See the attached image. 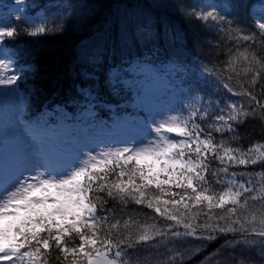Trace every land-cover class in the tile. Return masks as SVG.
Listing matches in <instances>:
<instances>
[{"label": "snow or ice", "instance_id": "6c2138e0", "mask_svg": "<svg viewBox=\"0 0 264 264\" xmlns=\"http://www.w3.org/2000/svg\"><path fill=\"white\" fill-rule=\"evenodd\" d=\"M169 6L219 39L208 42L214 58H199L182 80L179 98L146 111L144 131L90 139L53 165L43 114L26 119L21 104L0 119L16 149L0 173V264H187L221 237L201 264H253L252 254L264 264V140L245 147L241 132L258 121L264 135V0ZM72 7L38 3L42 15H21V7L0 18V94L18 95L35 74L34 63H21L19 37L64 32ZM98 61L93 56L78 74L86 83L74 85L90 117L104 105Z\"/></svg>", "mask_w": 264, "mask_h": 264}, {"label": "trees", "instance_id": "16d2710c", "mask_svg": "<svg viewBox=\"0 0 264 264\" xmlns=\"http://www.w3.org/2000/svg\"><path fill=\"white\" fill-rule=\"evenodd\" d=\"M209 2L218 3L219 0ZM256 2L243 0L245 5ZM15 3L17 0H0V18L17 15V9L21 7L24 8L21 15H42L43 9L36 8L38 3L73 6L64 32L39 38L20 36L17 42L21 63H34L36 69L34 75L18 85L20 95L27 97L23 106L28 119H39L43 114L50 122L61 108L69 114L80 111L82 105L78 102L74 85L86 83L78 74L92 68L93 56L99 58L98 90L104 105L95 110L92 118L103 120L116 110L143 119V111L135 109L132 103L139 94L130 71L133 63L145 64L164 77L166 86L163 89L166 94L172 93L164 100L171 103L180 96L182 80L196 72L198 59L216 51L208 42L215 43L219 39L202 31L199 22L185 21L169 6L172 0H24L23 5L10 10ZM173 33L177 36L175 41L171 39ZM219 59H225L224 55L221 54ZM106 77L114 78L111 84L107 83ZM1 101L0 98V111L4 108ZM241 132L247 137L242 141L245 147L264 140L258 121H249ZM235 170L245 169L240 166ZM247 170L259 171L260 168L248 166ZM144 213L152 215L147 209ZM223 239L211 242L205 251L193 256L187 264H201L208 253L223 243ZM196 243L193 241V246ZM252 261L261 264L255 254H252Z\"/></svg>", "mask_w": 264, "mask_h": 264}, {"label": "rangeland", "instance_id": "374dc122", "mask_svg": "<svg viewBox=\"0 0 264 264\" xmlns=\"http://www.w3.org/2000/svg\"><path fill=\"white\" fill-rule=\"evenodd\" d=\"M17 5L21 4L15 3V6H11L9 9L16 8ZM130 71L133 75L135 88L139 92L132 103L135 109L143 111L145 118L146 111L165 104L164 97L167 94L171 97L172 93L166 94L163 89L165 87L164 78L145 64L135 62ZM0 86V92H2L4 86ZM20 97V92L18 95L0 94L1 104L4 105L3 110L0 111V119L6 121L8 115L23 104ZM113 108L115 106H112V110ZM83 113V107L73 114H69L64 108H61L56 115H53L55 119L49 122L51 142L47 147V163L55 165L62 162L72 153L77 144L90 139L111 142L145 130L144 118L141 119L136 114L126 111L115 110L109 118L103 120L93 119V116L90 117ZM26 119H28L27 116ZM15 156V146L3 136V133H0V173L8 171L13 166Z\"/></svg>", "mask_w": 264, "mask_h": 264}, {"label": "bare ground", "instance_id": "6f19581e", "mask_svg": "<svg viewBox=\"0 0 264 264\" xmlns=\"http://www.w3.org/2000/svg\"><path fill=\"white\" fill-rule=\"evenodd\" d=\"M114 106V105H113Z\"/></svg>", "mask_w": 264, "mask_h": 264}]
</instances>
